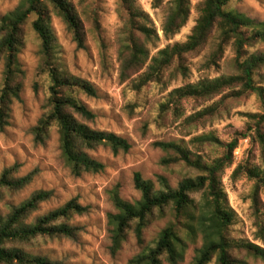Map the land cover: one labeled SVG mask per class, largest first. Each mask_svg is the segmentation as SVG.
<instances>
[{
  "label": "trees",
  "instance_id": "1",
  "mask_svg": "<svg viewBox=\"0 0 264 264\" xmlns=\"http://www.w3.org/2000/svg\"><path fill=\"white\" fill-rule=\"evenodd\" d=\"M197 8L198 20L185 43L158 48L161 37L150 16L139 6V0H121L127 13L126 36L119 51L121 76L132 80L137 92L152 85H164L171 76H187L185 57L216 42L212 61L224 56L227 47L234 48L235 74L215 79H202L174 89L169 99L161 105V115L168 119V112L174 110L182 117V101L194 100L210 102L222 96L239 98L255 95L261 103V114H249L257 120L254 142L260 145L264 154V132L260 129L264 122V86L256 77L264 71V54L254 53L258 45L264 44V21L252 19L239 13L233 4L243 0H200ZM167 7L168 14L162 24L163 37L171 41L188 25L193 12L191 0H154V8ZM53 14L58 15L72 32L79 48H84L86 31L80 13L71 0H26L16 10L0 19V64L4 65V83L0 90V130L10 126L12 107L21 99L26 79L20 55L26 45V25L31 16H36L32 28L41 41V70L50 78L49 112L33 129L35 142L45 144L51 130L58 128L62 155L72 174H99L105 165L94 159L90 152L98 147L108 146L118 154L130 150L129 143L116 134L94 130L79 119L93 121L96 115L82 103L75 89L90 96L96 90L87 81L70 76L56 60L59 58L60 44L52 23ZM99 29V23L97 25ZM153 49L158 51L152 55ZM250 53V54H249ZM175 64H177L175 66ZM219 110L218 103L191 115V123L214 116ZM247 133L237 134L229 143L221 141L213 134H205L187 143L160 142L156 144L167 156L162 166H182L194 175L186 176L177 187L166 178L159 177V184L143 179L140 173L134 178L135 188L141 198L135 202L124 200L118 190L112 193L115 208L108 215L112 249L118 252L134 234L140 244L143 234L155 221L171 219L159 233L157 239L143 248L131 259L130 264H182L190 245L202 240L194 264H249L248 258L264 261V219L261 214L259 191L264 187V170L248 168L239 164L232 177L246 173L257 180L252 194L255 210V240H240L230 236L236 213L230 205L224 189V176L234 166V153L240 140ZM222 144L225 152L220 157L207 161V147ZM18 166L4 169L0 174V199L7 193L19 192L28 187L34 174L18 176ZM195 173H198L195 175ZM51 192L39 191L19 206H11L7 214H0V264H62L46 255H39L29 249L40 240L73 239L77 227L72 224L76 216H84L88 208L73 199L62 207L51 211L35 221L29 218L48 201Z\"/></svg>",
  "mask_w": 264,
  "mask_h": 264
},
{
  "label": "rangeland",
  "instance_id": "2",
  "mask_svg": "<svg viewBox=\"0 0 264 264\" xmlns=\"http://www.w3.org/2000/svg\"><path fill=\"white\" fill-rule=\"evenodd\" d=\"M82 17L86 38L84 48H79L72 32L58 15L53 14L52 23L60 44L59 58L56 60L70 76L89 82L96 90L95 96L75 89V95L95 115L93 121L79 119L94 130L109 132L126 140L130 145L127 152L115 154L110 147L101 146L90 155L105 165L99 174H84L76 177L68 167L60 147V134L57 127L51 130L45 144H37L33 129L39 120L49 112L50 78L41 70V41L32 28L36 16H31L26 25V45L20 60L26 79L21 99L12 107L10 126L0 130V174L4 169L18 166V176L34 174L32 183L25 189L7 193L0 199V214H7L11 206H19L39 191L51 192L48 201L41 204L29 219L33 222L69 201L76 199L88 208L84 216H76L72 224L77 227L73 239H45L30 247V251L46 255L62 264H130L134 256L143 248L151 245L171 219L155 221L143 234L140 244L132 233L118 252L112 249L108 215L115 211L112 193L116 189L120 196L129 202L140 200L141 193L135 188L134 178L140 173L145 180H151L158 186L159 177H164L173 186L194 172L182 166L165 168L161 161L167 154L157 148L160 142L187 143L196 137L213 134L221 143H229L237 134L247 133L240 140L234 153V166L224 176V189L230 205L236 213L234 224L230 227V236L240 240H255V210L252 194L257 180L248 174H232L239 164L245 168L264 170V154L260 145L254 142L257 120L249 114H261L262 108L255 95L239 98L222 96L210 102L194 100L182 101L178 118L174 110L168 112V119L161 115V105L169 99L174 89L202 79H215L235 74V51L227 47L224 56L212 61L216 51V40L194 53L188 54L184 65L187 76L177 73L164 85L152 84L142 91L133 89L132 80L121 76L119 51L126 36L125 19L127 16L121 0H71ZM193 12L188 25L171 41L162 33L168 8H154V0H139L140 8L146 12L161 42L159 49L176 43H185L191 35L199 18L197 8L200 0H191ZM26 0H0V19L9 12L25 4ZM239 13L264 21V0H243L232 5ZM99 23L100 28H97ZM158 50L153 49L152 55ZM252 52L264 54V44L258 45ZM250 54V53H249ZM177 64H175L176 66ZM4 65L0 64V90L4 83ZM256 77L264 86V71ZM218 103L219 110L214 116L191 123L189 117L206 107ZM260 129L264 132V122ZM207 161H212L225 152L222 144L207 147ZM198 173H195V175ZM261 214L264 219V187L260 189ZM264 247V243L255 241ZM202 240L189 246L182 264H194ZM249 264H264V261L248 258ZM212 264H215L213 262Z\"/></svg>",
  "mask_w": 264,
  "mask_h": 264
}]
</instances>
